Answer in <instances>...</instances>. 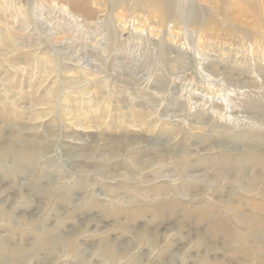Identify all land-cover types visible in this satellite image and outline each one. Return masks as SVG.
Masks as SVG:
<instances>
[{
  "label": "rangeland",
  "instance_id": "374dc122",
  "mask_svg": "<svg viewBox=\"0 0 264 264\" xmlns=\"http://www.w3.org/2000/svg\"><path fill=\"white\" fill-rule=\"evenodd\" d=\"M231 1L0 0V264H264V0Z\"/></svg>",
  "mask_w": 264,
  "mask_h": 264
},
{
  "label": "bare ground",
  "instance_id": "6f19581e",
  "mask_svg": "<svg viewBox=\"0 0 264 264\" xmlns=\"http://www.w3.org/2000/svg\"><path fill=\"white\" fill-rule=\"evenodd\" d=\"M120 0H113V3L117 4ZM220 3L223 5L225 4L226 0H219ZM151 5L154 6L158 11L161 10L163 13V15L165 16H170L172 15V13L174 12L173 10V3L172 0H150ZM260 2V0H253L251 2V0H233L231 2H228V6L227 10L233 11V12H238L239 13V18L240 15H242L241 13L247 11V9L251 8L252 9V5L257 6V3ZM261 2H263V0H261ZM175 8V7H174ZM226 12V11H225ZM139 122V121H138ZM78 126V125H77ZM80 127V125H79ZM84 128V127H82ZM154 128V126H153ZM152 128V129H153ZM151 133V132H150ZM212 151V150H211ZM215 151V150H214ZM206 152V151H205ZM113 154V153H112ZM113 156V155H112ZM162 162V161H161ZM184 166V165H183ZM243 168V167H242ZM141 170V169H140ZM217 173V172H216ZM237 174V173H236ZM191 175V174H190ZM236 177V175H235ZM206 179V178H205ZM172 180V179H171ZM241 180V179H240ZM242 181V180H241ZM245 186V185H244ZM203 192V191H202ZM251 199V198H250ZM259 201V200H258ZM243 217V216H242ZM174 236V235H173ZM149 237V236H148ZM237 238H241L242 240H244V236L241 235H237ZM129 248V247H128ZM121 249V248H120Z\"/></svg>",
  "mask_w": 264,
  "mask_h": 264
}]
</instances>
